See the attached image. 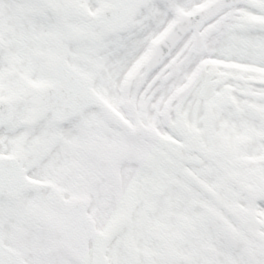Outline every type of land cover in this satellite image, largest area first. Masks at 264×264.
I'll return each instance as SVG.
<instances>
[{"label": "snow or ice", "instance_id": "snow-or-ice-1", "mask_svg": "<svg viewBox=\"0 0 264 264\" xmlns=\"http://www.w3.org/2000/svg\"><path fill=\"white\" fill-rule=\"evenodd\" d=\"M0 264H264V0H0Z\"/></svg>", "mask_w": 264, "mask_h": 264}]
</instances>
